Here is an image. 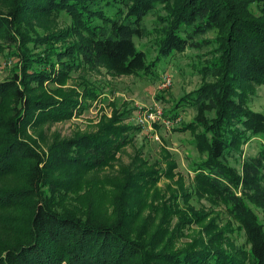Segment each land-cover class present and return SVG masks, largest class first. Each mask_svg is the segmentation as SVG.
<instances>
[{
	"label": "trees",
	"instance_id": "1",
	"mask_svg": "<svg viewBox=\"0 0 264 264\" xmlns=\"http://www.w3.org/2000/svg\"><path fill=\"white\" fill-rule=\"evenodd\" d=\"M3 1L0 55L13 48L17 70L0 81V178L20 175L24 184L0 189V209L25 204L27 215L21 235L0 244V264H264V229L248 207L264 216V148L252 157L242 150L251 137L264 135V114L248 107L254 87L264 85V19L251 14L252 0ZM253 2L264 8V0ZM151 14L157 24L153 62L134 42L150 35L143 22ZM61 15L70 21L64 31L28 34L32 20ZM210 32L214 37L203 39ZM29 44L43 49L33 53ZM187 48L209 53L198 64L200 85L178 99L171 117L175 120L182 108L194 112L178 129L191 135L200 156L193 164L192 192L182 196L184 202L192 195L223 205L247 249L231 240L230 227L211 222L202 228L198 245L159 254L129 237L119 222L102 224L56 208L60 182L53 174L62 168L90 172L108 166L139 129L123 123L130 113L115 115L97 133L59 142L47 153L23 139L30 125L67 120L97 98L86 81L63 88L73 72L102 68L112 77L150 75L163 58ZM46 83L57 85L50 95L44 92ZM174 169L169 165L167 176ZM146 177L149 183L157 180L152 170ZM189 209L194 220L201 219Z\"/></svg>",
	"mask_w": 264,
	"mask_h": 264
},
{
	"label": "rangeland",
	"instance_id": "2",
	"mask_svg": "<svg viewBox=\"0 0 264 264\" xmlns=\"http://www.w3.org/2000/svg\"><path fill=\"white\" fill-rule=\"evenodd\" d=\"M253 1L255 0L249 6L251 14L256 19H264V8ZM5 10L6 5L0 0V12ZM155 18L156 15L151 14L143 22L150 35L134 39L136 47L146 53L149 62H153L157 56ZM69 25L66 15L55 19L32 20L28 27L33 31H28V34L31 37H41L50 32L64 31ZM213 37L214 34L210 32L203 39L210 40ZM28 48L33 53H39L43 49L32 44ZM208 53L206 48H187L183 53L163 58L150 75L112 77L102 68L70 74L71 78L63 87L65 90L86 81L98 92L97 98L87 102L81 113L74 111L67 120H46L30 125L24 131V140L47 153L51 146L59 142L97 133L101 127L114 120L115 115L124 112L130 113V117L123 123L139 129L130 133L131 141L121 148L105 168L90 172L62 168L55 172L53 177L56 182H60L57 184L58 191H54V203L58 210L102 224L119 222L129 237L147 244L159 254L198 245L203 238L202 228L211 222L218 228L232 229L227 232L231 240L238 247L247 249L243 233L236 228V222L223 205L210 204L206 199L198 200L192 195L184 202L182 196L183 192H192L193 164L200 160V156L191 135L178 129L192 119L194 112L189 108H182L176 111L178 117L175 120L171 117L178 99L200 85L198 64ZM12 54L13 48L5 49L0 55V81L10 79L17 70V58ZM165 76L172 80V85L163 90ZM56 88V84L46 83L43 89L50 95ZM34 92L41 94L42 91L35 88ZM155 107L162 108L165 114L163 122L149 128L138 127L134 112L139 108ZM248 107L264 114V85L254 87ZM261 148H264V135L251 137L242 147L243 156H255ZM172 163L175 169L171 176H167ZM231 165L240 169L239 164L233 160ZM151 170L157 178L155 183H149V178L146 177ZM23 184L24 180L20 175L0 178V189L21 188ZM248 207L264 229L262 211L250 204ZM118 208L122 210L118 212ZM189 208L202 214L201 219L198 217L200 221L194 220ZM26 215L25 204L0 209V244H11L21 235L22 218ZM188 220L193 223H187Z\"/></svg>",
	"mask_w": 264,
	"mask_h": 264
},
{
	"label": "built area",
	"instance_id": "3",
	"mask_svg": "<svg viewBox=\"0 0 264 264\" xmlns=\"http://www.w3.org/2000/svg\"><path fill=\"white\" fill-rule=\"evenodd\" d=\"M171 85L172 80L168 76H165L163 78L162 89H168ZM134 119L138 127L149 128L160 121L163 122V111L160 107H155L152 109L139 108L134 112ZM165 123L168 124V122Z\"/></svg>",
	"mask_w": 264,
	"mask_h": 264
}]
</instances>
